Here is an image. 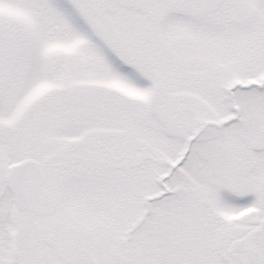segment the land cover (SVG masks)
Masks as SVG:
<instances>
[{
    "label": "snow or ice",
    "instance_id": "snow-or-ice-1",
    "mask_svg": "<svg viewBox=\"0 0 264 264\" xmlns=\"http://www.w3.org/2000/svg\"><path fill=\"white\" fill-rule=\"evenodd\" d=\"M0 264H264V0H0Z\"/></svg>",
    "mask_w": 264,
    "mask_h": 264
}]
</instances>
